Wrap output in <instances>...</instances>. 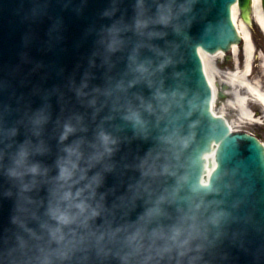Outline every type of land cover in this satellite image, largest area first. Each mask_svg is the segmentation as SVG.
I'll return each mask as SVG.
<instances>
[{"label":"clouds","instance_id":"9594fccd","mask_svg":"<svg viewBox=\"0 0 264 264\" xmlns=\"http://www.w3.org/2000/svg\"><path fill=\"white\" fill-rule=\"evenodd\" d=\"M197 3L138 0L134 29L141 39L123 75L113 74V57L128 43L127 26L116 21L100 30L94 56L106 69L105 83L85 78L71 87L92 108L93 120L110 101L111 111L100 117L93 138L63 146L55 172L35 158L44 151L42 140L18 142V128L0 124V188L15 199L12 226L0 233V264H225L226 240L245 248L249 230L264 233V170L219 151L203 90L180 67L196 42ZM153 37L165 38V47L151 43ZM143 46L155 56L141 57ZM138 82L152 92L136 95L137 103L129 89ZM116 112L148 145L131 160L115 158L122 141L105 122ZM48 119L42 108L22 122L40 137ZM60 125V141L87 129L78 114ZM109 173L120 177L118 184H106ZM42 187L45 198L38 196ZM240 220L248 227L231 230Z\"/></svg>","mask_w":264,"mask_h":264},{"label":"water","instance_id":"95a60500","mask_svg":"<svg viewBox=\"0 0 264 264\" xmlns=\"http://www.w3.org/2000/svg\"><path fill=\"white\" fill-rule=\"evenodd\" d=\"M233 1L198 0L197 12L201 20L193 27L196 42L190 50H186L185 61L180 67L189 71L203 90L208 101L206 108L210 121L217 126L219 151L234 160H243L251 170H264V150L260 142L244 132L230 131L223 118L210 112V89L196 51L197 45L209 51L218 47L228 51L231 42H240L229 15V6ZM137 4L138 0H0V124L16 126L15 139L18 142L29 138L35 142L42 140L44 151L36 153L35 158L52 166L53 172L63 146L79 138H93L100 117L111 111L110 101L109 106L93 120L92 108L80 102L71 84L73 80L80 83L85 78L89 79L91 85L105 83L106 69L100 67V57L94 56V53L100 30L116 21L127 26L123 35L128 43L113 57L112 72L123 75L128 70L129 58L141 39L134 29ZM250 5L251 0H238L246 22L251 21ZM261 5L264 11V0H261ZM254 11L255 0L252 1ZM143 39L147 41L148 37ZM150 42L165 47L163 37H153ZM139 54L141 57L155 56V52L147 46L141 47ZM93 59L95 65L91 63ZM86 73L90 75L86 77ZM151 92L146 82H138L129 89V96L138 103L136 95L148 98ZM42 108L47 111L49 119L40 137H37L22 121L26 114ZM69 114L82 115L87 129H78L69 134L66 140L60 141V122ZM105 125L121 138L120 150L115 157L117 160L124 157L131 160L136 152L148 146L147 142L136 136L131 122L124 120L119 112ZM214 162V158L208 161L209 170ZM131 175L132 170L129 169L128 176ZM119 179L118 175L109 173L106 184H118ZM2 184L3 177H0ZM46 195L47 188L42 187L38 196L45 198ZM142 210V207L137 208L130 218L135 219ZM14 212L15 199L4 195L3 188H0V233L12 226ZM257 219L262 218L257 216ZM229 227L235 231L248 225L240 220ZM262 245L264 233L254 230L248 231L245 248L226 240L223 250L228 252L229 259L225 264H264V250H260Z\"/></svg>","mask_w":264,"mask_h":264},{"label":"bare ground","instance_id":"6f19581e","mask_svg":"<svg viewBox=\"0 0 264 264\" xmlns=\"http://www.w3.org/2000/svg\"><path fill=\"white\" fill-rule=\"evenodd\" d=\"M252 13L256 23L260 25L264 31V15L261 10L260 0H255V11ZM232 19L238 29L239 34L243 35V68L239 69L236 67L234 70L232 69L221 72L218 68H216V61L214 60L218 55L222 54L223 51L209 53L199 47V54L204 64L205 74L213 89V101L216 96V90L218 89L217 84H215V78L217 76H222V79L219 77V81H225L231 85V89L229 91L231 99L228 100V107L234 108L236 114L242 118V120H254L252 115L253 113L251 112L250 108L252 101L250 100H256L264 107V83L258 76H253L251 75V72H249L250 68L253 67V62L255 61V58L253 57L254 47L252 41L250 40L247 27L238 18L237 4H233ZM232 49L233 53L236 54L237 46L232 45ZM260 61L262 62V64L260 63V68L262 69L264 75V55H262ZM213 101L212 111L216 113L213 110ZM231 129H233L232 126Z\"/></svg>","mask_w":264,"mask_h":264},{"label":"flooded vegetation","instance_id":"af4514ba","mask_svg":"<svg viewBox=\"0 0 264 264\" xmlns=\"http://www.w3.org/2000/svg\"><path fill=\"white\" fill-rule=\"evenodd\" d=\"M250 30L252 34V40L254 43L255 51L257 53H261L262 51H264V39L258 36L257 34L258 29L256 28L254 29L251 27ZM250 72L251 75L258 76L264 83V75L262 69L260 68L259 61L253 62V67ZM251 108H252L254 121L241 123L242 129L249 131L250 133L255 135L264 145V107L260 102H253L251 104Z\"/></svg>","mask_w":264,"mask_h":264},{"label":"rangeland","instance_id":"374dc122","mask_svg":"<svg viewBox=\"0 0 264 264\" xmlns=\"http://www.w3.org/2000/svg\"><path fill=\"white\" fill-rule=\"evenodd\" d=\"M260 35L262 36L263 34H260ZM240 60H241V57H240ZM216 62L222 66V67H220V71L221 72H224L226 70L232 69V67H231L232 66V56L229 55V54H227L224 57L222 55L218 56ZM241 63H242V60H241ZM215 79L217 81L218 80V76ZM215 110L219 114L222 113V112L223 113H227V114L233 113L232 110H230L228 107L225 108L224 103H218V105H216V107H215ZM228 111L230 113H228ZM232 117H233V119H231L232 121L230 120L231 124L233 123L235 128H242L241 123L239 122V119L234 117V116H232Z\"/></svg>","mask_w":264,"mask_h":264}]
</instances>
